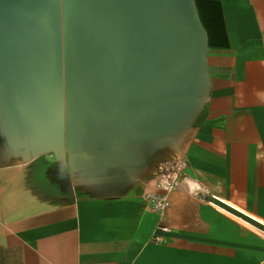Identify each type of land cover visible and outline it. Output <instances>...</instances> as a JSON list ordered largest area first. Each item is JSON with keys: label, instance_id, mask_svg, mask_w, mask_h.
Here are the masks:
<instances>
[{"label": "water", "instance_id": "95a60500", "mask_svg": "<svg viewBox=\"0 0 264 264\" xmlns=\"http://www.w3.org/2000/svg\"><path fill=\"white\" fill-rule=\"evenodd\" d=\"M209 44L197 0H0V168L54 204L143 211L207 116Z\"/></svg>", "mask_w": 264, "mask_h": 264}, {"label": "crops", "instance_id": "0c3cea01", "mask_svg": "<svg viewBox=\"0 0 264 264\" xmlns=\"http://www.w3.org/2000/svg\"><path fill=\"white\" fill-rule=\"evenodd\" d=\"M197 1L213 92L166 219L54 204L27 164L0 168V264H264V0Z\"/></svg>", "mask_w": 264, "mask_h": 264}, {"label": "built area", "instance_id": "2783aa9c", "mask_svg": "<svg viewBox=\"0 0 264 264\" xmlns=\"http://www.w3.org/2000/svg\"><path fill=\"white\" fill-rule=\"evenodd\" d=\"M184 159H177L168 162L163 166V175L157 185L148 194L149 207L162 220L166 219L167 212L171 206L170 196L176 189L177 180L186 169ZM159 228L166 230L167 226L159 225Z\"/></svg>", "mask_w": 264, "mask_h": 264}, {"label": "bare ground", "instance_id": "6f19581e", "mask_svg": "<svg viewBox=\"0 0 264 264\" xmlns=\"http://www.w3.org/2000/svg\"><path fill=\"white\" fill-rule=\"evenodd\" d=\"M213 202L220 209L227 211L228 213H235V208L225 201L213 200ZM253 229L264 235V222H261L259 226H253Z\"/></svg>", "mask_w": 264, "mask_h": 264}]
</instances>
